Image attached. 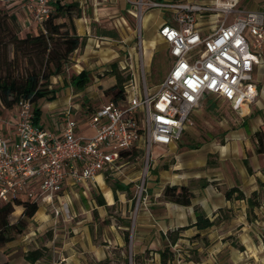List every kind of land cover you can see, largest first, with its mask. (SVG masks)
<instances>
[{"label": "crops", "instance_id": "0c3cea01", "mask_svg": "<svg viewBox=\"0 0 264 264\" xmlns=\"http://www.w3.org/2000/svg\"><path fill=\"white\" fill-rule=\"evenodd\" d=\"M68 1L78 3L80 15L73 19V23L76 33L85 38L84 45L75 50L71 57L73 73L77 74L85 69L91 76H94L93 74L102 75L101 72H97L98 67L105 70L112 62L122 64L121 59L124 56L120 55L121 51L127 50L130 53L133 48L134 22L137 19L131 4L136 0H64V2ZM161 1L181 2L182 0H144L143 14L141 13L137 23H148L149 29L151 27L155 29L154 36L144 38L141 34L144 46L149 48H154L161 40L168 49L167 43L157 30L160 24L165 21L169 22L167 13L170 9L147 5L150 2ZM187 1L203 4V1ZM234 1L236 10H264V0ZM0 5L5 7L3 0H0ZM239 6H241L240 9ZM171 15V23L174 24L173 14ZM31 26L32 24L28 27ZM107 77L109 85L114 84V78ZM68 102V100L65 101V103ZM49 104L55 105L54 101ZM250 104L246 105L247 111L242 115L243 118L237 129L227 132L226 137L229 141L224 148L215 150L219 151L217 164L208 166L207 154L203 153L201 157H194V160L186 162L188 165H200L199 172L180 171L181 163L177 161L169 168L171 172L167 170L164 171L167 174L159 172L155 175L164 180L160 182L161 185L160 183L158 185L161 191L165 184L188 186V177H193L194 184L190 185L193 193L191 205L183 206L155 197L145 199L141 203L135 218L122 212L115 220L104 222L111 216L101 212L97 214L93 212L75 213L73 208L75 204L76 206L78 204L73 195L75 196L78 191L86 192L90 186L98 185L104 188L101 196L106 204L98 205L96 202L97 205L94 208L111 207L114 201H119L120 206L126 208L128 203L131 206V199L122 196L126 190H120L121 194L117 198L118 189L115 192L112 190L113 186L105 189L102 186L103 172L94 180L81 183L68 180L61 192L56 195L70 200L72 211L65 219L66 229L64 231L56 229L51 237H43V229L51 225V222L47 215L40 211L41 205L44 207L48 205L38 203V210L28 220L27 229L5 243L0 251L9 264H161L158 250L169 244L167 232L185 227L179 233L175 244L171 246L174 252L171 264H248L249 259L246 254L252 250L261 249L260 243L257 246L249 238L251 222L247 221V216L250 215L248 203L246 199H226L224 191L237 187L246 197L254 191L257 192L260 205L255 207L254 213L264 215V152L255 151L253 136L264 122V105L261 101ZM241 109L243 111V107ZM53 114L47 115L46 112H41L38 124L52 129ZM13 121L11 113L3 111L0 114V128L4 135H13ZM80 121L78 123L79 133L86 134L84 129H90L93 133V130L86 125V121ZM174 144L169 146H175ZM182 153L186 154L184 151ZM223 153H225L224 156H222ZM122 159L113 169L119 168ZM152 162H154L152 163V169H154L156 161L153 159ZM247 168H250V171ZM105 191L110 192L111 201L106 198ZM195 206L210 220H214L213 226L205 229H197L193 226ZM15 209L17 215H20L23 210L21 206H15ZM52 222L54 223L55 220L53 219ZM126 230L129 231L128 243L124 238ZM231 235L239 239L244 247L242 250L235 249L228 244L227 237ZM40 246L47 248L44 255L35 262L27 261L24 257L25 253Z\"/></svg>", "mask_w": 264, "mask_h": 264}, {"label": "built area", "instance_id": "2783aa9c", "mask_svg": "<svg viewBox=\"0 0 264 264\" xmlns=\"http://www.w3.org/2000/svg\"><path fill=\"white\" fill-rule=\"evenodd\" d=\"M3 1L19 25L43 27L54 4L64 0ZM147 5L175 13L174 24L165 21L157 30L172 65L156 91L149 94L145 84L143 93L136 92L130 81L123 100H109L89 113L90 135L78 132L80 120L70 117L69 110L53 114L52 129L36 124L32 103L20 98L12 110H4L14 120L13 135L0 128V205L36 200L57 217L68 211L66 202L54 205L66 181L94 180L116 167L121 151L133 147H145L149 160L152 145L180 140L205 95L228 99L240 109L254 102L255 70L264 53V10H236L234 0H216V8L224 12L222 22L204 35L196 12L205 7L173 1ZM231 14L234 19L227 22Z\"/></svg>", "mask_w": 264, "mask_h": 264}, {"label": "rangeland", "instance_id": "374dc122", "mask_svg": "<svg viewBox=\"0 0 264 264\" xmlns=\"http://www.w3.org/2000/svg\"><path fill=\"white\" fill-rule=\"evenodd\" d=\"M197 1H203L201 6L206 8L205 10L196 12L197 23L201 28L202 34L206 35L212 32L222 22L224 12L216 8V0ZM223 1L229 2L230 0ZM143 2L144 0H136V2L131 4L132 11L137 15L136 19L138 22L140 19L139 16L145 6ZM180 3L200 5L198 3H193V1L188 2L187 0H182ZM240 7L241 6L238 8L240 9ZM0 8L5 7L0 5ZM171 13L173 14V17L175 15L174 11L170 9V12L167 13L169 22H172ZM233 19L234 14H231L226 21L230 22ZM137 21L134 22V39L132 45L134 49L132 48L130 53H128L127 50L121 51L122 54L120 55L124 57L121 59L122 64H119V69L123 76L130 75L132 77L130 81L136 92L143 93V88L146 84L148 87V93L153 94L168 73L172 65V57L168 52L166 44L161 40H159V43H157L154 48L144 46L141 34L144 38L154 36L155 29L153 27L149 29L148 23L145 24L142 22L138 24ZM23 25H20V35H24L27 31L36 32L38 28L36 24H32L31 27H28L29 25ZM7 57L8 59L12 57L11 49L8 51ZM72 62L73 61L70 59L64 75L52 78L51 87L57 89L56 97L52 100L55 105L49 104L47 99L38 100L36 105L41 108L42 113L46 112L47 115L58 111L69 110L70 117L82 120L83 122L91 111L110 100V95H107L104 92V89L110 86L109 78L105 75H89L90 80L85 87L80 90L76 89L70 84V76L73 74ZM24 66L25 63L23 62L21 68ZM5 67L6 64H3V62L0 61V70ZM9 68L14 69L13 64H11ZM97 69H99L97 72L103 73V70H101L100 67ZM130 81H126L124 84L130 85ZM255 83L258 93L256 99L250 105L259 101L264 105V53L262 54L259 65L255 70ZM67 100L69 102L65 103ZM48 105L50 106L49 108L47 107ZM236 105L235 102L216 95H205L200 100L199 105L191 113L190 117L192 123L185 127L180 140L174 144L175 146L152 145L150 148L149 160L147 159L145 147L143 149L140 147H136L137 149L133 148L130 152H134V150H139V152L135 155L125 156L120 161L118 169L103 172L104 183H102V186L105 187V189H110L115 181L129 187V189L126 190V193L122 196L131 199V206H129L128 203L126 208H122L119 201L113 200L114 205L111 207L105 206L103 208H94L97 205L94 200L95 195H103L104 191V188L96 185L90 186L86 192L78 191L75 196L73 195V198L76 199V203L78 204L77 206L76 204L74 205V212H93L94 214L101 212L105 213L107 216H111L106 218L104 222L110 221L111 219L115 220L122 212L135 218L136 213L142 205L141 203L145 201V199L148 200L155 197L162 198V191L158 185L164 180L155 177L159 172L167 174L164 171H170L169 168L177 161H180L181 163L180 171H186L187 173H193L195 171L199 172L200 165H188L186 162L194 160V157H201L203 153L207 154L208 166L217 164L219 151L215 150H221L224 148L229 141L226 137L227 132L231 129H237L238 124L241 123V119L243 118L242 115L247 111L246 105L242 106L243 111ZM83 131L86 134L92 133L90 129H84ZM218 147L219 149H217ZM209 150H212V152H209ZM183 151L186 152V154H183ZM224 154L225 153H223L222 156H224ZM153 159L156 161L154 169H152V163H154L152 162ZM188 178L187 183L190 188V185H193L195 180L193 177ZM98 179L100 180V177H98ZM116 194L117 198H119L121 191L118 190ZM105 196L111 201L109 191H105ZM70 197L72 198L71 195ZM69 201V199L56 196L54 198V205L60 207L63 202H66L68 203L67 212L70 213L72 210H70ZM43 207L44 206L42 205L40 206V211L44 212L51 222V225L43 229V237H51L56 229L64 231L67 223L65 221L67 212L63 209L59 212V215L55 217L54 212L49 205L42 210ZM14 212L12 218L16 219L18 217L17 211ZM254 212L255 207L250 215L247 216V221L251 222V234H249V238L251 239V242L257 246L260 243L259 246L261 249H258V251L252 250L248 252V254H245L249 259L248 264H264V215L259 213L256 214ZM53 219L55 220L54 223L52 222ZM227 241L228 244L232 245L235 249L242 250L244 248L235 235L227 237Z\"/></svg>", "mask_w": 264, "mask_h": 264}, {"label": "trees", "instance_id": "16d2710c", "mask_svg": "<svg viewBox=\"0 0 264 264\" xmlns=\"http://www.w3.org/2000/svg\"><path fill=\"white\" fill-rule=\"evenodd\" d=\"M54 10L45 20L43 27H38L36 32L27 31L20 35L21 28L17 20L5 8H0V61L6 67L0 70V114L6 110L10 111L20 98L28 99L33 105L34 122L39 123L41 108L37 101L47 99L49 102L56 97L57 89L51 87L52 78L62 76L65 73L73 52L82 47L85 38L79 36L74 27L73 19L80 15L78 3L74 1L56 2ZM11 49L12 57L8 59V51ZM25 66L21 68V64ZM13 64L14 69L9 66ZM89 71L82 69L77 74L70 76V84L76 89H83L89 82ZM113 77L115 82L104 89L110 100L118 102L125 97L124 83L130 81L132 77L123 76L117 62H112L109 67L103 70L102 76ZM95 110V109H94ZM92 112V111H91ZM255 138V151L264 152V122L253 134ZM137 149L136 147H133ZM121 151V157L135 155L139 150ZM250 171V168H247ZM128 190L127 185H122L117 181L112 187L116 190ZM226 199H246L248 211L258 207L260 201L257 192H252L249 197L237 187H231L224 191ZM162 198L165 201L173 202L183 206L192 203L193 193L186 185L166 184L162 191ZM98 205H105V200L101 195H95ZM15 206H21L22 212L16 219H13ZM38 210L36 200H17L14 204L6 203L0 205V248L7 242L19 236L25 230L28 220ZM195 222L193 226L197 229H205L214 225V220H210L198 207H194ZM185 227H179L167 232L169 244L158 250L161 264H171L174 252L171 248L179 238V233ZM198 236V234L196 235ZM125 242H129V231H124ZM46 247L40 246L36 249L28 250L25 259L35 262L40 259ZM0 264H9L8 260L0 251Z\"/></svg>", "mask_w": 264, "mask_h": 264}]
</instances>
